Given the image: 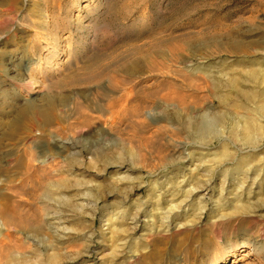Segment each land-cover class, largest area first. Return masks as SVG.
<instances>
[{
  "label": "rangeland",
  "instance_id": "obj_1",
  "mask_svg": "<svg viewBox=\"0 0 264 264\" xmlns=\"http://www.w3.org/2000/svg\"><path fill=\"white\" fill-rule=\"evenodd\" d=\"M248 42L262 46L245 56ZM49 52L54 70L45 76L40 65ZM247 68L264 69V0H0V159L12 169L25 150L42 152L63 168L52 178H64L67 197L62 216L44 217L37 239L9 232L11 219L0 223V264H264V135L257 144L238 141L230 127L251 108L211 102L215 90L237 99L226 81L253 88ZM95 79L106 89L92 112L100 118L72 127L77 92ZM47 92L70 96L69 120L48 128L42 145L26 133L7 139L16 106ZM177 92L198 104L194 112L159 99ZM143 107L141 127L135 110ZM212 116L220 118L214 140L200 131ZM91 136L100 140L98 154ZM223 144L229 155L219 158ZM14 170L10 179L19 183L24 169ZM35 180L15 197L22 224L34 225L44 209ZM155 239L165 243L154 246Z\"/></svg>",
  "mask_w": 264,
  "mask_h": 264
},
{
  "label": "bare ground",
  "instance_id": "obj_2",
  "mask_svg": "<svg viewBox=\"0 0 264 264\" xmlns=\"http://www.w3.org/2000/svg\"><path fill=\"white\" fill-rule=\"evenodd\" d=\"M245 35V34H244ZM235 43V42H234ZM49 44V43H48ZM241 45V44H240ZM38 46V45H37ZM42 46V45H41ZM253 46H262L261 43L257 44L254 42H248L245 43L243 46V52L245 56L250 55V50ZM39 49V48H38ZM50 49V48H49ZM183 50V49H182ZM42 53V52H41ZM46 53V52H45ZM43 54V53H42ZM45 56V55H44ZM54 54L53 53H47L45 57H43V62L41 63V67H40V71L45 75L48 76L52 70H54V66L51 63V60L53 58ZM137 58V57H136ZM179 58V57H178ZM39 59V58H38ZM141 59V58H140ZM138 60V59H136ZM42 61V59H41ZM54 62V61H53ZM69 63V62H68ZM129 63V62H127ZM136 61L133 62L132 64H130L127 68V74L130 75L132 74V72H134L135 65H136ZM39 64V63H38ZM57 64V63H56ZM148 64V63H147ZM65 65V64H64ZM69 65V64H68ZM125 65V64H124ZM127 65V64H126ZM142 65V64H141ZM123 66V65H122ZM59 67V66H58ZM61 67V66H60ZM126 67V66H125ZM150 67V65H149ZM255 67V66H253ZM191 68V67H190ZM256 68V67H255ZM57 69V68H56ZM248 69V68H247ZM123 70V69H122ZM155 70V69H154ZM185 70V69H184ZM191 71V70H190ZM115 72V71H114ZM192 72V71H191ZM245 72L243 71V74ZM247 73V82L250 81L251 83H253L255 86H253V88H249L247 89H243L244 87H240L238 84V80H230L229 82L226 81V83L228 84V86L230 88H233L235 90V95L237 99H233L232 97V93H221L220 91L215 90L213 98L212 99V103H215V99L217 98L218 103L220 106L224 107V108H247V110H249V108H251L252 110V114H245L244 115V119L240 120V121H236L237 123L235 125H233L231 128V136L232 135H236V138H238V141H242L245 145H252V144H257V142L263 138L264 135V69H248ZM245 73V74H246ZM231 75V74H230ZM127 76V75H126ZM226 76L225 75H221ZM244 75H242L243 77ZM232 77V76H231ZM220 78V77H219ZM227 78V77H226ZM233 78V77H232ZM235 78V76H234ZM52 79V78H51ZM239 79V78H238ZM245 79V78H244ZM109 80V79H108ZM120 80V79H119ZM129 80V79H128ZM224 80V79H223ZM46 81V80H45ZM102 81V80H101ZM225 81V80H224ZM51 82V81H50ZM88 82V81H87ZM91 82H93V84L91 86H87V87H83L81 89L78 90L77 95L78 97L81 99L79 102H77L76 108L78 109V111L80 112L78 115L79 117L76 118V116H74L76 118V120L74 119L75 122L70 123L72 127H77V128H85V127H90L91 124L96 121L97 119H99L100 117L94 116L92 115V112H97L100 110L99 106V100L102 94H106V89L104 88V86L99 82L96 81V79L94 81L91 80ZM90 82V83H91ZM120 82V81H119ZM116 83V82H115ZM165 83V82H163ZM168 83V82H166ZM206 83V82H205ZM212 83V82H211ZM214 83V81H213ZM86 84V83H85ZM113 84V83H112ZM160 84H162L160 82ZM169 84V83H168ZM174 84V83H173ZM216 84V83H215ZM243 84V83H242ZM88 85V84H87ZM116 85V84H115ZM118 85V84H117ZM131 85V84H130ZM204 85V84H203ZM202 85V86H203ZM212 85V84H211ZM108 86V85H107ZM157 86V85H156ZM164 86L166 87V85L164 84ZM168 86V85H167ZM185 86V85H184ZM187 86H192L191 83L188 82ZM205 86V85H204ZM35 87V86H34ZM106 87V86H105ZM116 86L112 85L110 87L111 90H114ZM152 87V86H151ZM161 87V86H160ZM181 87V85H180ZM200 87V86H198ZM210 87V86H209ZM208 87V88H209ZM213 87L215 89H217L218 87L216 85H213ZM227 87V86H226ZM37 88V87H36ZM132 88V87H131ZM187 88V87H186ZM228 88V89H230ZM158 89V88H156ZM183 89V88H182ZM190 89V88H189ZM192 89V88H191ZM205 89V87H204ZM223 89V88H221ZM118 90V89H116ZM125 90V89H124ZM153 90H155L153 88ZM152 89L150 91H153ZM166 90V89H165ZM225 90V89H224ZM209 91V90H208ZM109 92V91H108ZM185 93V92H183ZM191 92H189L190 94ZM59 94V93H57ZM61 94V93H60ZM76 94V93H75ZM164 94V93H163ZM110 95V93L108 94ZM196 95V94H195ZM39 96V95H38ZM107 96V95H106ZM186 97H187V93L182 94L180 92H177L176 95H169V94H165L160 96L159 99H161L164 102L167 103H177L178 107H180L182 110H188V111H192L191 109L193 108V106H196L194 104V102H187L186 101ZM193 97V96H192ZM195 97V96H194ZM193 97V98H194ZM197 97V96H196ZM195 97V99H196ZM145 99V98H144ZM241 99V100H238ZM200 100V97H199ZM70 101V96L68 94L62 93L61 95H53L50 92H47L46 94H44L43 96L39 97H34L31 98L29 100H27L25 103H23L21 106L17 107L14 109V113H13V117L12 119L9 120V122L7 123V129H6V133H5V137L11 141L14 142H18L20 141V134L21 133H26L27 135L30 136V138H32V140L35 142V144L37 145H42L45 143V135L46 130L49 128H60L64 122H67L70 118V114H68V110L66 109L67 104ZM138 101V100H137ZM242 101H244L245 103H243ZM156 101L153 100L151 103H155ZM139 103V102H138ZM145 103V102H144ZM147 103V102H146ZM248 104V105H247ZM249 104H253L252 107L249 106ZM146 105V104H144ZM112 106V105H111ZM135 106V105H134ZM155 107V106H154ZM157 107V105H156ZM198 107V104L197 106ZM210 107V106H209ZM230 107V108H229ZM136 108V107H134ZM152 108V106H150V109ZM179 109V108H178ZM197 109V108H196ZM195 109V110H196ZM123 110V109H122ZM135 110V109H134ZM132 110V111H134ZM212 110V109H211ZM224 110V109H223ZM226 110V109H225ZM3 111V110H1ZM144 111V107L138 110H135L137 118H138V123H140L141 127H143L142 125H144V117H143V113ZM150 111V110H149ZM148 111V112H149ZM179 111V110H178ZM207 111V110H205ZM77 112V111H76ZM91 112V113H90ZM181 112V111H180ZM194 112V111H192ZM209 112V111H208ZM213 112V111H212ZM220 112V111H219ZM78 113V112H77ZM118 113V112H117ZM125 113V112H124ZM190 113V112H189ZM215 113V112H214ZM201 114V113H200ZM244 114V113H243ZM130 115V114H129ZM220 115V114H219ZM218 115V116H219ZM166 116V115H165ZM218 116H212L209 117V119L203 123L200 121L199 124L203 123L200 127V131H201V136H204V138L206 137H210L211 139L214 140V137L216 135H218L220 132L219 130H217L215 127L218 125L220 118ZM221 116V115H220ZM72 117V118H74ZM136 117V116H133ZM198 117V116H197ZM202 117V116H201ZM199 117V118H201ZM208 117V116H206ZM169 119V118H168ZM240 119V118H239ZM200 120V119H199ZM235 120V119H233ZM237 120V119H236ZM111 121V120H109ZM134 121V120H133ZM137 121V120H136ZM172 121V120H171ZM113 121H111L110 123H112ZM179 122V121H178ZM223 122V121H222ZM233 121H231L232 123ZM114 123V122H113ZM195 124V123H194ZM192 126V125H191ZM145 127V126H144ZM147 127V126H146ZM195 127V126H194ZM199 127V126H198ZM222 127V126H221ZM62 128V127H61ZM65 129V128H64ZM162 129V128H160ZM196 130V129H195ZM166 131V130H165ZM198 133V132H197ZM199 135V134H197ZM196 135V136H197ZM47 136V135H46ZM51 138H53L55 141L57 140L56 137L54 136H50ZM203 138V139H204ZM233 138V137H232ZM210 139V140H211ZM235 140V139H234ZM4 138H0V145L3 143ZM88 143L92 146L91 149L95 152V154H98L99 152H101L102 146L100 145V140L99 138H96L95 136H91L89 137V139L87 140ZM90 141V142H89ZM222 141V140H221ZM224 141V139H223ZM230 141V140H229ZM89 146V145H88ZM87 146V147H88ZM254 146V145H253ZM252 146V147H253ZM256 146V145H255ZM225 144H223V151L222 154H220L218 157L222 158L228 156V149L225 148ZM256 148V147H255ZM103 150V149H102ZM89 151V150H87ZM217 152V151H215ZM219 154V153H218ZM231 155V154H230ZM212 156V154H211ZM216 155H214L215 157ZM122 157V156H121ZM213 157V156H212ZM233 158V157H232ZM105 159V158H103ZM102 159V160H103ZM108 160V158H106ZM111 159V158H110ZM217 159V158H215ZM247 159V158H246ZM263 159V158H262ZM231 160V159H229ZM261 160V159H260ZM177 161V159H176ZM241 161V160H240ZM243 161V160H242ZM249 161V160H248ZM108 162V161H107ZM118 162V160H117ZM125 162V161H124ZM145 162V161H144ZM247 162V161H245ZM71 163V162H70ZM75 163V162H74ZM110 163V162H109ZM112 163V161H111ZM121 163V162H120ZM135 164V162H133ZM132 163V164H133ZM152 163V162H151ZM159 163V162H158ZM157 163V164H158ZM217 163V162H216ZM243 162H240V164ZM137 164V163H136ZM245 164V163H244ZM243 164V165H244ZM248 164V163H247ZM105 165V164H103ZM123 165V163H122ZM148 165V163H147ZM173 165V164H172ZM175 165V164H174ZM246 165V164H245ZM118 166V165H116ZM133 166V165H132ZM262 166V165H261ZM241 167V166H240ZM62 167H55L54 165H52L51 161L49 160L48 157L44 156V154L42 152H35L32 149L30 150H25V156H21L19 155L13 162V168L10 169L8 165H5L2 163L1 159H0V177L1 176H6L8 179V184L4 185L3 180H7L6 178L1 179L0 178V223L2 225H6V221L11 219L12 221V229H9L10 231H13L17 234L21 235H27L29 237H33L30 235H35L36 239H37V235L40 234L43 231L44 228V217L47 216V219H53L56 218L57 215L61 214L60 216H62V210L64 209V206L67 205L66 203V198H65V194L63 192V187L65 186V180L64 178H60L57 180H54L52 178V171L57 169L60 170ZM246 168V166H245ZM244 168V169H245ZM14 170V172H18L21 173L24 169V172L21 173L23 176L25 175V178L20 179L19 183H14V179H10L11 178V171ZM63 169V168H62ZM256 169V168H255ZM260 169V168H259ZM243 170V169H242ZM61 171V170H60ZM152 171V170H151ZM244 171V170H243ZM149 172V171H148ZM152 176V175H151ZM153 176L154 173H153ZM34 177H36L35 180V185L36 186H40V188L42 187V192L39 195V198H41L42 202L47 204L48 207H53L54 211H48L47 208L45 207V204L43 205L44 209L42 210V214L39 213L36 216L35 213V221H34V225L31 224H22L21 220L19 221V211H17L19 209L20 206V202L21 199H15V197L18 194H22V191H24L23 187L25 186V182H27V185H30L31 183L34 184V182L31 181V179ZM60 177V176H59ZM22 178V176H21ZM27 179V180H26ZM157 181V180H156ZM155 181V182H156ZM154 182V181H153ZM149 183V182H148ZM205 183V182H204ZM150 185V184H149ZM154 185V184H153ZM195 185V184H193ZM205 185V184H204ZM31 186V185H30ZM103 186V185H102ZM202 185H198L197 187H193V189H197L198 187H201ZM34 187V186H33ZM158 187V185H157ZM66 188V187H65ZM64 188V189H65ZM150 188V186H149ZM28 189V188H27ZM192 189V190H193ZM7 190V191H6ZM94 190V189H92ZM191 190V191H192ZM96 191V189L94 190ZM97 192V191H96ZM90 193V191H89ZM92 193V192H91ZM102 193L97 194L95 199L96 201L99 200L102 196ZM69 198V197H68ZM71 198V197H70ZM92 199V198H91ZM90 199V202H91ZM94 199V200H95ZM94 202V201H93ZM173 202V201H172ZM80 203V202H79ZM92 203V202H91ZM88 203V207L90 206ZM247 203V202H245ZM72 204V202H71ZM74 204V203H73ZM77 204V203H76ZM96 204V203H95ZM159 205V204H158ZM172 205V204H171ZM244 205V204H243ZM236 206V205H235ZM234 207V206H233ZM172 208L174 209V206H172ZM177 208V207H176ZM125 209V208H124ZM243 209H248V205H244ZM81 210H84L83 208H81ZM167 210V209H166ZM175 210V209H174ZM121 212V211H120ZM119 212V213H120ZM38 213V212H37ZM124 213V212H123ZM126 213V211H125ZM125 213L122 215V217H125ZM58 215V216H59ZM22 217V216H21ZM50 218V219H49ZM58 218V217H57ZM136 219V218H135ZM163 219V218H162ZM109 220V219H107ZM164 220V219H163ZM55 221V220H53ZM134 221V220H133ZM51 222V220H50ZM113 223V222H112ZM46 224V223H45ZM58 226V225H57ZM110 226V225H109ZM9 227V226H8ZM56 227V225H55ZM133 227V226H132ZM138 227V226H137ZM2 228V227H1ZM6 228V227H5ZM54 228V227H53ZM52 228V229H53ZM120 228V227H119ZM8 229V228H7ZM58 229V228H57ZM54 230V229H53ZM59 230V229H58ZM57 230V231H58ZM111 230V228H110ZM113 230V229H112ZM120 230V229H118ZM135 230V229H133ZM119 233V232H118ZM2 234H5L1 232L0 229V237ZM61 235V233H60ZM58 234V236H60ZM12 234L10 235V233H6V237H11ZM14 236V235H13ZM40 236V235H39ZM15 237V236H14ZM35 238H33V242L37 241ZM46 237H43V239H45ZM164 238V237H163ZM166 238V237H165ZM164 238V239H165ZM12 239V238H10ZM164 239H155L154 241H152V243L154 242V246L164 242ZM3 240H0V242ZM38 242V241H37ZM36 243V242H35ZM165 243V242H164ZM1 245V244H0ZM22 245V246H21ZM19 245L20 247H23L24 244ZM25 247V246H24ZM47 249V248H46ZM55 249V248H54ZM152 252H155L152 251ZM158 253V252H157ZM19 255V253H17ZM25 254V253H24ZM153 254V253H152ZM151 254V255H152ZM248 253H245V255H247ZM14 256L16 255L15 253L13 254ZM13 255L11 258H13ZM21 255V254H20ZM159 255V254H158ZM23 256V255H22ZM20 257V256H18ZM146 257V256H145ZM49 261H56L58 259V256L56 255H50L49 256ZM263 258V257H262ZM16 260V258H15ZM146 260V259H145ZM257 262H260V259H257ZM21 261V260H20ZM15 262V261H13ZM29 262V261H28ZM27 262V264H28ZM50 263V262H49ZM15 264V263H13ZM20 264V262H19ZM24 264V263H22ZM52 264V263H51Z\"/></svg>",
  "mask_w": 264,
  "mask_h": 264
}]
</instances>
